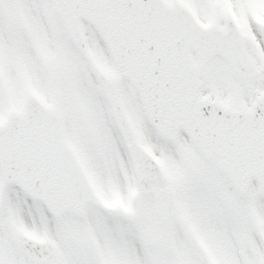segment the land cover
I'll return each mask as SVG.
<instances>
[{"label":"snow or ice","instance_id":"6c2138e0","mask_svg":"<svg viewBox=\"0 0 264 264\" xmlns=\"http://www.w3.org/2000/svg\"><path fill=\"white\" fill-rule=\"evenodd\" d=\"M0 264H264V0H0Z\"/></svg>","mask_w":264,"mask_h":264}]
</instances>
